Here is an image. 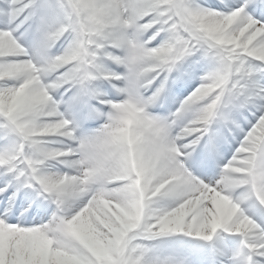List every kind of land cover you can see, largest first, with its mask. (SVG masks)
<instances>
[{
  "label": "snow or ice",
  "instance_id": "snow-or-ice-1",
  "mask_svg": "<svg viewBox=\"0 0 264 264\" xmlns=\"http://www.w3.org/2000/svg\"><path fill=\"white\" fill-rule=\"evenodd\" d=\"M0 264H264V0H0Z\"/></svg>",
  "mask_w": 264,
  "mask_h": 264
}]
</instances>
